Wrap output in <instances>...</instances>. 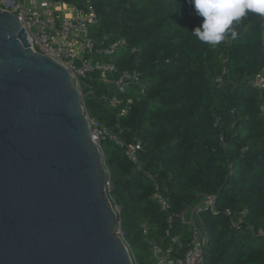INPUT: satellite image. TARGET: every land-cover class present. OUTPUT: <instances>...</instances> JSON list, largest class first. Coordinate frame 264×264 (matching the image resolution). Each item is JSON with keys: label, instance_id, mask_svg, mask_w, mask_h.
<instances>
[{"label": "trees", "instance_id": "1", "mask_svg": "<svg viewBox=\"0 0 264 264\" xmlns=\"http://www.w3.org/2000/svg\"><path fill=\"white\" fill-rule=\"evenodd\" d=\"M53 1L83 11L92 6L97 46L128 42L113 58V78L126 70L140 75L126 94L104 83L100 71L83 79L86 111L125 144L107 139L102 149L108 195L120 208L134 264H156L152 242L167 249L179 237L175 257L189 248L190 226L176 219L170 227L153 198L158 188L175 214L216 197L218 214L201 215L205 264H264V90L251 84L264 71V19L249 14L235 25L236 39L212 47L191 33L202 18L189 0ZM114 95L117 106L108 100ZM138 143L134 163L127 147Z\"/></svg>", "mask_w": 264, "mask_h": 264}, {"label": "water", "instance_id": "2", "mask_svg": "<svg viewBox=\"0 0 264 264\" xmlns=\"http://www.w3.org/2000/svg\"><path fill=\"white\" fill-rule=\"evenodd\" d=\"M72 75L0 12V264H134Z\"/></svg>", "mask_w": 264, "mask_h": 264}, {"label": "built area", "instance_id": "3", "mask_svg": "<svg viewBox=\"0 0 264 264\" xmlns=\"http://www.w3.org/2000/svg\"><path fill=\"white\" fill-rule=\"evenodd\" d=\"M0 12H7L16 16L29 38L32 51L53 59L69 70L74 87L82 95L83 109L89 122L91 140L99 148L103 157L102 141L104 140L109 139L125 148V144L117 135L91 118L86 111L83 79L89 73L100 71L102 81L114 85L118 93H133L132 87L138 83L140 77L137 71L126 70L118 78H113V75L117 73V66L113 58L128 47V42L125 39H120L108 47H98L91 35V26L98 21L97 13L92 6H88L87 10L83 11L53 0H0ZM131 52L136 53L137 49H131ZM103 57L110 60L105 61ZM251 84L255 88L264 90V71ZM108 100L112 106H117L120 103L117 95ZM132 103L133 99H130L127 105ZM127 113L128 110H125L123 115ZM141 148L140 143L127 147V155L134 163H137V154ZM107 187L109 193L112 189L110 178ZM153 198L159 204L162 212L169 216L171 228L174 221L178 219L181 223L188 224L191 229L189 248L181 256H174V245L179 243V237L173 239L172 246L167 249H163L159 244L152 242L151 250L156 264H205L204 251L208 238L202 225L201 215L206 212L218 214L216 197L207 196L201 202L179 214L172 213L169 198L159 188ZM119 211L120 208H118ZM227 215L232 217L230 211H227ZM233 223L235 226H239L241 221H233ZM116 231L123 238L120 220H117ZM147 234L148 230L145 229V235ZM167 235H170V231L167 232ZM260 235L264 236V231H261Z\"/></svg>", "mask_w": 264, "mask_h": 264}, {"label": "clouds", "instance_id": "4", "mask_svg": "<svg viewBox=\"0 0 264 264\" xmlns=\"http://www.w3.org/2000/svg\"><path fill=\"white\" fill-rule=\"evenodd\" d=\"M189 3L202 18L192 35L212 47L220 45L226 36L236 39L235 25L249 14L264 19V0H189Z\"/></svg>", "mask_w": 264, "mask_h": 264}, {"label": "rangeland", "instance_id": "5", "mask_svg": "<svg viewBox=\"0 0 264 264\" xmlns=\"http://www.w3.org/2000/svg\"><path fill=\"white\" fill-rule=\"evenodd\" d=\"M109 191V189H108V187H107V192ZM116 211H117V209H115ZM117 213H118V211H117ZM132 256V259H133V262H135V253H134V256H133V254L131 255Z\"/></svg>", "mask_w": 264, "mask_h": 264}]
</instances>
